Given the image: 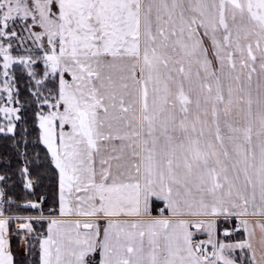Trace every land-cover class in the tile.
<instances>
[{
    "label": "snow or ice",
    "instance_id": "1",
    "mask_svg": "<svg viewBox=\"0 0 264 264\" xmlns=\"http://www.w3.org/2000/svg\"><path fill=\"white\" fill-rule=\"evenodd\" d=\"M0 264H264V0H0Z\"/></svg>",
    "mask_w": 264,
    "mask_h": 264
}]
</instances>
